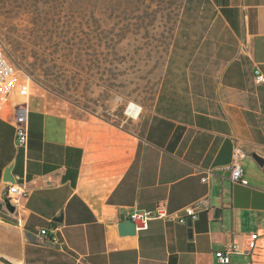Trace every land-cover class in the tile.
<instances>
[{
  "label": "crops",
  "instance_id": "1",
  "mask_svg": "<svg viewBox=\"0 0 264 264\" xmlns=\"http://www.w3.org/2000/svg\"><path fill=\"white\" fill-rule=\"evenodd\" d=\"M208 1L211 37L184 55L188 65L170 63L153 108L129 128L51 107V96L11 94L0 120V199L8 168L30 195L0 213V264H223L215 253L246 248L254 233L257 254L230 264H264V169L252 158H264V0ZM15 94L29 111L27 147L17 144ZM235 148L247 154L246 184L231 181ZM204 196L212 209L196 221L154 219L120 235L136 211L163 202L179 213Z\"/></svg>",
  "mask_w": 264,
  "mask_h": 264
},
{
  "label": "rangeland",
  "instance_id": "2",
  "mask_svg": "<svg viewBox=\"0 0 264 264\" xmlns=\"http://www.w3.org/2000/svg\"><path fill=\"white\" fill-rule=\"evenodd\" d=\"M214 19L208 0H0V49L31 79V95L129 128L153 108L170 63L188 65L184 55L211 37ZM21 102L15 94L11 108Z\"/></svg>",
  "mask_w": 264,
  "mask_h": 264
},
{
  "label": "built area",
  "instance_id": "3",
  "mask_svg": "<svg viewBox=\"0 0 264 264\" xmlns=\"http://www.w3.org/2000/svg\"><path fill=\"white\" fill-rule=\"evenodd\" d=\"M29 82L31 79L23 78V71L14 61V59L3 49H0V120L5 116L8 110V102L11 94L18 91L21 96H28L30 93ZM257 82H263L261 76L257 77ZM13 124L17 144L19 147H27L29 143V111L24 104L17 105L13 109ZM247 158V154L240 148H235L232 163L230 165L231 181L234 184H246L244 180V171L242 163ZM207 177L203 178V183L209 181L212 172L207 173ZM7 198L9 202L15 206V209L21 205V200L28 198L30 193L24 184H7ZM212 209L211 197L204 196L191 205L182 209L179 213H170L165 203L161 202L153 211H136L133 215L126 217V220H133L136 225V231L141 232L149 228V222L154 219H163L168 222L187 225L190 221H196L200 215L207 213ZM10 213L6 207V202L0 199V213ZM43 236H48V230L41 231ZM261 238L259 233L249 236L246 248H242L238 244H232L215 253L216 259L223 264H230L232 257L235 255H245L254 257L260 249L258 243ZM54 241L57 239L54 237Z\"/></svg>",
  "mask_w": 264,
  "mask_h": 264
},
{
  "label": "water",
  "instance_id": "4",
  "mask_svg": "<svg viewBox=\"0 0 264 264\" xmlns=\"http://www.w3.org/2000/svg\"><path fill=\"white\" fill-rule=\"evenodd\" d=\"M252 158L260 165V167H262L264 169V158L263 157L254 154V155H252ZM3 181L7 184H16V180L13 177V175L11 174V168H8L6 170V172L4 173ZM2 199L6 202V207H7L8 211L13 214L15 212V206H13L9 202V200L7 198V190L5 191ZM119 232H120V235H123V236L136 234V232H137L136 231V225L133 222V220L129 219V220H126V221H123L122 223H120Z\"/></svg>",
  "mask_w": 264,
  "mask_h": 264
},
{
  "label": "bare ground",
  "instance_id": "5",
  "mask_svg": "<svg viewBox=\"0 0 264 264\" xmlns=\"http://www.w3.org/2000/svg\"><path fill=\"white\" fill-rule=\"evenodd\" d=\"M142 108L134 103L130 104L127 113L134 119H138L141 115Z\"/></svg>",
  "mask_w": 264,
  "mask_h": 264
},
{
  "label": "trees",
  "instance_id": "6",
  "mask_svg": "<svg viewBox=\"0 0 264 264\" xmlns=\"http://www.w3.org/2000/svg\"><path fill=\"white\" fill-rule=\"evenodd\" d=\"M15 61V60H14ZM16 62V61H15ZM17 63V62H16ZM17 65L20 67V64L19 63H17Z\"/></svg>",
  "mask_w": 264,
  "mask_h": 264
}]
</instances>
